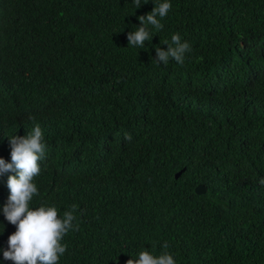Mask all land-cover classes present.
<instances>
[{
    "label": "trees",
    "instance_id": "trees-1",
    "mask_svg": "<svg viewBox=\"0 0 264 264\" xmlns=\"http://www.w3.org/2000/svg\"><path fill=\"white\" fill-rule=\"evenodd\" d=\"M169 2L139 49L127 35L154 0H0V158L40 124L32 207L79 205L59 264H127L164 241L177 264H264V0ZM176 33L184 64L156 63Z\"/></svg>",
    "mask_w": 264,
    "mask_h": 264
},
{
    "label": "clouds",
    "instance_id": "clouds-1",
    "mask_svg": "<svg viewBox=\"0 0 264 264\" xmlns=\"http://www.w3.org/2000/svg\"><path fill=\"white\" fill-rule=\"evenodd\" d=\"M147 3L148 0H143ZM136 9L141 7L142 0H133ZM146 16L141 15L139 21L142 26L134 32H129L127 39L129 46L139 49L145 48V42L153 39L154 32L163 30L161 21L167 17L172 9L169 0L157 3ZM167 50L156 47V63L167 65L171 60L184 64L185 56L192 51L187 41H182L179 33L173 34L171 41H164ZM35 121L34 117H29ZM131 140L130 135H126ZM11 147V163L0 158V176L14 172L8 177L10 196L3 213L17 231L9 237V248L3 252L6 260L14 264H59L61 257L68 251V244L64 238L69 232H78L79 205L72 204L62 215L55 205L42 204L32 207L34 197L40 195L37 184L34 182L42 172V161L46 158L47 142L40 124L35 123L31 131L25 136L14 135L9 137ZM264 184V180L260 181ZM155 247V245H153ZM167 241L162 244V251L155 255L148 250H141L138 259H129L127 264H177L174 255L168 251Z\"/></svg>",
    "mask_w": 264,
    "mask_h": 264
},
{
    "label": "water",
    "instance_id": "water-1",
    "mask_svg": "<svg viewBox=\"0 0 264 264\" xmlns=\"http://www.w3.org/2000/svg\"><path fill=\"white\" fill-rule=\"evenodd\" d=\"M181 170L175 173V178L178 177V175L180 174ZM194 191L197 194L203 193L205 191V187L202 184H198L195 188Z\"/></svg>",
    "mask_w": 264,
    "mask_h": 264
}]
</instances>
